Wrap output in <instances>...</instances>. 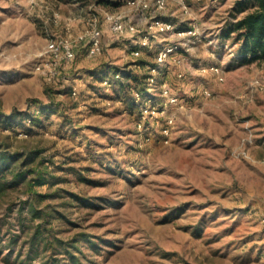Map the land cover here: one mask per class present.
<instances>
[{
	"label": "rangeland",
	"instance_id": "rangeland-1",
	"mask_svg": "<svg viewBox=\"0 0 264 264\" xmlns=\"http://www.w3.org/2000/svg\"><path fill=\"white\" fill-rule=\"evenodd\" d=\"M238 1L140 10L125 0H0L4 172L43 161L54 181L34 187L49 193L36 201L50 210L43 235L77 239V261L40 239L31 264H264V63L240 62L232 35L219 34L252 8L236 10ZM119 10L136 30L109 29L104 12ZM92 15L102 45L89 56L79 35ZM155 18L185 33L160 30ZM60 38L74 57L54 65L47 43ZM173 43L143 92L135 88L126 75L144 70L137 59L155 61ZM30 196L23 181L0 196V264H21L43 220L32 218Z\"/></svg>",
	"mask_w": 264,
	"mask_h": 264
},
{
	"label": "trees",
	"instance_id": "trees-1",
	"mask_svg": "<svg viewBox=\"0 0 264 264\" xmlns=\"http://www.w3.org/2000/svg\"><path fill=\"white\" fill-rule=\"evenodd\" d=\"M247 3L248 0L238 1L236 10H241L249 6H252V8L236 20L225 23L221 27L219 34L222 38H228L232 35L233 41L236 42L238 46V59L240 62L257 60L264 63V0H251L249 5ZM84 47L86 51L87 43L84 44ZM136 63L144 70L139 72L133 71L128 73L126 76L134 81L135 88L141 89L142 91L145 89L146 79L150 75V66L155 64V61L150 62L142 57H139ZM136 83H139L140 86ZM41 107L42 109L44 108V106ZM46 107L52 109L51 105H46ZM35 119L36 118H32L30 121L32 122ZM9 163L10 156L4 152H0V196L5 194L7 189L15 182L23 181L25 182L28 191L31 192V196L29 201H27L28 203L26 206L29 208L32 218L43 217L42 221H36L32 235L30 236L29 250L26 257L20 261L21 264H31L39 254L37 243L40 239L44 240L46 238L43 235V223L50 221V210L36 204L37 200L43 199L49 193L40 192L34 187L37 185L49 184L54 181H51L46 177L47 167H39V165L43 163L41 160L25 168L18 167L17 169H13L11 170V176L6 177L4 170L9 167ZM76 241L77 239H75L73 243L69 244V241L62 240L60 237H54L53 239L47 238L44 240L45 245L43 247L47 248V244H49L52 248H56L57 245L55 244L62 243L67 254L74 261H77L78 257H75L71 249V247L75 246ZM11 244L12 243H8L9 246H11Z\"/></svg>",
	"mask_w": 264,
	"mask_h": 264
},
{
	"label": "built area",
	"instance_id": "built-area-1",
	"mask_svg": "<svg viewBox=\"0 0 264 264\" xmlns=\"http://www.w3.org/2000/svg\"><path fill=\"white\" fill-rule=\"evenodd\" d=\"M125 3L135 9L143 10L147 7L153 6L155 9H161L164 7L165 0H125ZM104 19L107 21L109 29L115 33H123V32H133L136 30L135 22L131 14H125L122 10L119 11H112L104 12ZM153 21L159 26L160 30L167 31L173 30L176 34L182 35L185 33L184 29H175L172 22L166 19H158L155 18ZM193 32H195L193 30ZM79 37H85L87 39V48L86 54L89 56L95 55L100 52L101 50V37H102V29L100 26L99 19L96 15L89 16L86 23V28L84 32L79 35ZM140 44H147V36L144 35L143 37H139ZM177 48V44H169L160 47L156 51L155 55V64L150 66V75L147 78L152 79L154 75L158 72L159 65L162 64L167 57L169 56L170 52ZM47 50L51 57V61H53L54 65H58L63 61H68L73 58L74 51L72 48L71 40L68 38H60V39H51L47 43ZM132 54H138L139 50L132 49ZM49 66V65H48ZM57 67V66H56ZM56 67L49 66V72L55 73ZM209 69L215 72L218 75L219 79H222V75H220V69L218 65L211 64L209 65ZM120 72L116 71L114 75L110 78L104 76L101 79V83L103 85L110 86L114 79H117L120 76ZM134 94L136 95L137 99L140 98V93L138 90H133ZM163 92L165 96H169L167 87L163 88ZM72 93H76L75 87L72 88ZM207 93H209L207 91ZM145 96V95H142ZM170 100H175L176 96H172L169 98ZM166 130V129H165Z\"/></svg>",
	"mask_w": 264,
	"mask_h": 264
}]
</instances>
